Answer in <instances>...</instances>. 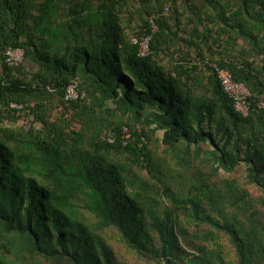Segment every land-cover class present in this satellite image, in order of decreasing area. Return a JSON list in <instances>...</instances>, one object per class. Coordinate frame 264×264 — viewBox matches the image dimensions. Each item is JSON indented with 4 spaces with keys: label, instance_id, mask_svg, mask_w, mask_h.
I'll return each instance as SVG.
<instances>
[{
    "label": "trees",
    "instance_id": "1",
    "mask_svg": "<svg viewBox=\"0 0 264 264\" xmlns=\"http://www.w3.org/2000/svg\"><path fill=\"white\" fill-rule=\"evenodd\" d=\"M96 1L0 0V264H264V0H182L183 38L177 0H155L134 34L151 35L145 56L129 1ZM212 34L246 47L208 59L205 77L161 61L175 39L201 58ZM8 46L24 50L17 67ZM214 64L248 89L246 116ZM72 80L85 99L64 100Z\"/></svg>",
    "mask_w": 264,
    "mask_h": 264
},
{
    "label": "rangeland",
    "instance_id": "2",
    "mask_svg": "<svg viewBox=\"0 0 264 264\" xmlns=\"http://www.w3.org/2000/svg\"><path fill=\"white\" fill-rule=\"evenodd\" d=\"M130 6H127V8L129 7V9L133 12L135 11V16L134 19L130 22V29L129 32L130 34L134 35L135 33H137L139 31V27L142 24V20L145 15L142 13V9L147 6V7H153L152 5H154L156 2L155 0H151L149 3H142L139 0H128ZM226 0H220V2L222 4H225ZM231 2V6H235L236 1L235 0H230ZM182 0H177V14L179 13L181 16L180 18L182 19V24L180 26L181 31H179V37H187L188 33L191 32L192 30V26L193 24L191 22H189L188 18H190L191 16L189 15V13H187V11L184 10V8H182L181 5ZM201 2L202 0H193V3L197 6L200 7L201 9L204 8H208L207 6L203 8L201 7ZM95 3H97V1L95 0ZM164 7H169V10L165 12L166 15L168 16H172V10H171V3L168 1L167 3H164ZM209 12L213 11L212 8H208ZM230 9V7H229ZM126 10V7L125 9ZM125 12V11H124ZM174 21L170 20V23L172 24ZM195 25V24H194ZM230 35H220V36H216V34H212L211 37H208V39L205 41L204 38H201V40H197V42L200 44L201 46V54L202 57L199 58V56L196 54L197 51H195V49L191 48L190 46H186L182 40L180 39H175V44L173 46V50L169 51L167 50V55L163 54L160 56L161 61L166 63L165 65H173L177 62H179L182 59L187 60L188 62H191L193 64L198 65L200 68L198 69V75L199 76H206L208 75V70L205 68V62L208 61V59H212L213 57L216 58L219 56V54L224 50V48L228 49L229 53H233L237 56H239V52H240V47L245 46L246 44L244 43V41L241 38H238L236 41L235 45H231L232 48H230V45H228L227 43L229 42V40H227V37H229ZM232 37V36H230ZM233 38V37H232ZM195 40V41H196ZM228 46V47H227ZM214 51V53H216L215 55L211 54V50ZM175 50V51H174ZM252 58H250L251 60ZM255 61L260 65V58H256ZM170 65V66H171ZM203 71V72H202ZM59 109H57L56 107L50 109L49 111V116L50 119L53 120L55 119L58 115H59ZM19 123V122H18ZM8 124V123H6ZM35 127H40V124L37 122L35 124ZM158 136H161V132H157ZM154 145V142L152 143ZM165 173L166 175H168L169 178L174 177V178H178L179 180H181L180 182L178 181V185L181 187H184L187 181V175L185 176L184 174H179L177 172V170L170 168V167H166L165 168ZM233 174L236 175L237 177H243L245 175V170H244V166H240L238 168H236L233 171ZM210 229L207 227H204V229L202 228L201 231L205 232V231H209ZM116 234H114L113 236H115ZM116 237V236H115ZM186 241L189 242V244H187L185 246L186 250L189 253H194L195 249L199 243V240L196 239H192L191 237H187ZM184 244V243H183ZM229 255L231 256V254L229 253ZM126 256L131 260H135V258L130 255V254H126ZM138 263L139 264H158L157 262L154 261H145V260H140L138 259Z\"/></svg>",
    "mask_w": 264,
    "mask_h": 264
},
{
    "label": "built area",
    "instance_id": "3",
    "mask_svg": "<svg viewBox=\"0 0 264 264\" xmlns=\"http://www.w3.org/2000/svg\"><path fill=\"white\" fill-rule=\"evenodd\" d=\"M156 29V26L153 25V30ZM150 34L144 35H132L131 42L133 45L138 47V53L141 56H145L150 51ZM3 60L4 62L11 66L17 67L24 60V50L21 47L8 46L3 50ZM214 70L217 75V78L220 81L223 91L233 100L234 108L241 113L243 116H246L249 111V91L241 82H237L233 79L231 72L224 68H219L214 64ZM86 95L84 91L80 90L78 87V81L72 80L65 88L64 91V100H82L85 99ZM264 104V103H263ZM11 109L16 111H21L23 105L11 102L9 104ZM111 140V139H110Z\"/></svg>",
    "mask_w": 264,
    "mask_h": 264
},
{
    "label": "crops",
    "instance_id": "4",
    "mask_svg": "<svg viewBox=\"0 0 264 264\" xmlns=\"http://www.w3.org/2000/svg\"><path fill=\"white\" fill-rule=\"evenodd\" d=\"M2 61L0 60V78H1V76H2V74H3V70H2Z\"/></svg>",
    "mask_w": 264,
    "mask_h": 264
}]
</instances>
